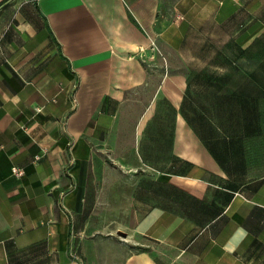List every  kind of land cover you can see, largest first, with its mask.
Returning <instances> with one entry per match:
<instances>
[{
  "label": "crops",
  "instance_id": "crops-1",
  "mask_svg": "<svg viewBox=\"0 0 264 264\" xmlns=\"http://www.w3.org/2000/svg\"><path fill=\"white\" fill-rule=\"evenodd\" d=\"M263 32L264 0H0V264H264L260 76L211 54Z\"/></svg>",
  "mask_w": 264,
  "mask_h": 264
},
{
  "label": "rangeland",
  "instance_id": "rangeland-1",
  "mask_svg": "<svg viewBox=\"0 0 264 264\" xmlns=\"http://www.w3.org/2000/svg\"><path fill=\"white\" fill-rule=\"evenodd\" d=\"M227 42V41H226ZM225 38L222 40H219V42L216 44L214 49L212 50L211 54H222L227 56H232V51H234L233 47H229L228 49H225ZM235 54H237V48ZM210 54V52H209ZM233 57V56H232ZM230 57V58H232ZM241 63H233L229 61V63L224 64V70H229L231 73H236L237 75L240 74L241 76L243 72H253V70H259V79L257 80L259 83H264V37L258 44L249 50L248 53L243 54V58H241ZM259 60V61H258ZM258 61V62H257ZM208 69H213L210 66H208ZM239 72V73H237ZM242 80V79H240ZM246 82H252L251 78H248L245 80ZM253 84V83H252ZM263 112H264V106H263Z\"/></svg>",
  "mask_w": 264,
  "mask_h": 264
},
{
  "label": "trees",
  "instance_id": "trees-1",
  "mask_svg": "<svg viewBox=\"0 0 264 264\" xmlns=\"http://www.w3.org/2000/svg\"><path fill=\"white\" fill-rule=\"evenodd\" d=\"M263 37H264V32L262 33L261 36L257 37L253 41V43L251 45H249L248 47H245V48H243L241 46H236L233 41H230V42H228V44H226L225 49H228L229 47H233L234 51H232V53H231L233 57L232 56H227L226 57L225 55H222V54H217V55L222 56V58L224 60L223 65L226 64V63H229V61H231V62H233L235 64L241 63V60H242L241 58H243V54L248 53L249 50L252 49L253 47H255L258 44V42H260L262 40ZM235 48H237V54L234 53V52H236ZM230 57H232V58H230ZM258 72H259V70H253V73H254L253 75L257 74ZM255 76H257V75H255ZM258 79L259 78H255V82H256L255 85H256V87H260L261 88L262 94L264 95V83H259L258 84L257 83Z\"/></svg>",
  "mask_w": 264,
  "mask_h": 264
},
{
  "label": "built area",
  "instance_id": "built-area-1",
  "mask_svg": "<svg viewBox=\"0 0 264 264\" xmlns=\"http://www.w3.org/2000/svg\"><path fill=\"white\" fill-rule=\"evenodd\" d=\"M13 171H14V173H15L16 175H18V176H22V175L24 174V170H23V168H20V167H18V166H15V167L13 168Z\"/></svg>",
  "mask_w": 264,
  "mask_h": 264
}]
</instances>
